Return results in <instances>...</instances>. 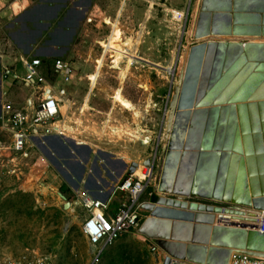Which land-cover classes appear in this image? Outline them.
<instances>
[{
	"label": "rangeland",
	"instance_id": "obj_1",
	"mask_svg": "<svg viewBox=\"0 0 264 264\" xmlns=\"http://www.w3.org/2000/svg\"><path fill=\"white\" fill-rule=\"evenodd\" d=\"M10 1L16 4L11 9L7 7L5 12L0 11V52L8 50V21L15 25L14 28L25 21L35 30L32 22L24 18L25 11L43 2ZM88 2L90 7L97 4L99 9L92 22L85 20L71 33L69 50L62 55L41 56L68 57L78 67L68 88V100L73 103L69 116L76 121V124L71 122L73 138L78 136L79 144H84V140L98 146L97 154L87 152L85 163L80 162L84 166L82 178L86 180L91 162L104 175V166L111 159L107 154L110 152L125 154L127 160L142 159L145 165L153 162L155 179L151 180L141 196L148 197V192H153L157 185L163 162L166 138L162 133L165 105L172 93L171 81L177 80L183 72L184 68L180 70L182 61L184 67L189 47L197 42L193 36L201 0ZM60 3L57 10L59 16L75 0ZM13 12L19 13L13 17ZM57 19H45L43 22L48 23L46 28L39 27L40 32H35L33 43L37 47L44 46L45 40L51 37L50 31L56 26ZM110 24L113 27L111 33ZM106 37L108 39L104 41ZM99 41L117 54L112 52L111 57L107 53L103 66L98 69L96 66L101 55ZM10 45L14 50L12 55L20 53L15 44L11 42ZM125 48L133 59L123 56ZM37 53L30 51L32 55ZM112 58H116V62H110ZM13 64L19 78L13 80L12 73L4 77L2 74L1 89L7 95L0 99V103L27 93L21 85L24 74L22 63L17 60ZM94 70L100 72L96 82V73H92ZM2 71L0 62V75ZM89 74L90 87L86 78ZM133 106L137 111L133 110ZM8 145V137L0 131V256L15 258L34 249L46 259L45 264H159L151 250L152 241L139 234L138 228L122 234L95 256L94 248L80 228L86 211L74 204L63 209L64 200L57 193L60 191L65 195L66 185L77 181L75 171L78 169L71 160L75 159L74 154L70 158L62 148L57 147V152L63 157L56 153L52 158L46 157V163L42 159L36 161L35 158L22 157L10 150ZM70 146L75 153L81 149V145L76 148L72 144ZM93 172L92 169L90 175ZM72 197L67 196L66 200L71 201Z\"/></svg>",
	"mask_w": 264,
	"mask_h": 264
},
{
	"label": "water",
	"instance_id": "obj_2",
	"mask_svg": "<svg viewBox=\"0 0 264 264\" xmlns=\"http://www.w3.org/2000/svg\"><path fill=\"white\" fill-rule=\"evenodd\" d=\"M251 3L264 0H201L197 42L171 81L156 199L142 203L148 215L137 231L172 264H229L233 251L264 256V232L254 227L264 212V15L262 25L244 15ZM231 213L251 218L232 221ZM190 229L194 238L179 235Z\"/></svg>",
	"mask_w": 264,
	"mask_h": 264
},
{
	"label": "built area",
	"instance_id": "obj_3",
	"mask_svg": "<svg viewBox=\"0 0 264 264\" xmlns=\"http://www.w3.org/2000/svg\"><path fill=\"white\" fill-rule=\"evenodd\" d=\"M86 20L87 22L91 21L90 18ZM103 21L107 23L105 19ZM112 28L111 25L110 33ZM108 37L104 41H107ZM100 47L99 58L103 62L107 53L112 57L111 51L105 52L101 44ZM18 60L24 68L21 85L27 93L14 100L7 99L0 103V131L8 137V148L22 157L35 158L36 161L42 159L43 162H46L47 158L43 149H49L47 146L50 142L49 137H60L66 139L68 143L73 141L76 145H85L87 141L83 140L85 144H78V136L76 139L72 137L74 131L72 132L71 122L76 124V121H73L69 116L73 103L68 100V88L78 69L75 62L65 57L48 58L39 55L20 56ZM110 62H114V59H110ZM2 68L1 88L3 86L2 74L4 77L12 73L13 80L19 78L14 64L9 67L2 66ZM94 72L95 70L92 73ZM99 73L96 75L95 82L99 78ZM89 76L90 74L86 78L90 87ZM6 95V91L1 89V98ZM94 150L92 149L93 152ZM71 152L77 156L73 150ZM128 166L112 184V191L104 200L93 198L88 194L79 199L78 205L86 211L80 225L81 232L85 235L90 246L94 248L95 256L100 255L104 248L113 244L122 234L137 229L143 219L145 211L142 209V203L144 202L139 199L151 180L155 179L154 163L146 165L142 163L139 172L137 171L140 167L139 162L132 172L127 170ZM117 193L119 194L118 201H116L115 207L111 208V200ZM152 193L149 192V196ZM254 227L264 232V212L258 216ZM151 250L153 255H158L157 262L159 264H172V259L166 256L154 243L151 245ZM45 263L46 259L34 249L15 258L6 255L0 256V264ZM229 264H264V256L233 251L229 258Z\"/></svg>",
	"mask_w": 264,
	"mask_h": 264
},
{
	"label": "crops",
	"instance_id": "obj_4",
	"mask_svg": "<svg viewBox=\"0 0 264 264\" xmlns=\"http://www.w3.org/2000/svg\"><path fill=\"white\" fill-rule=\"evenodd\" d=\"M63 0H43L41 3H37L32 8H30L27 11H30V18L26 19V21H31L32 25L36 27V29H31L30 26L24 21L20 24L18 28H14V24L11 21H8V35H10V41L15 44V47L17 46L20 48L18 50L20 53H14L13 55L11 53L14 52L12 47H10V41L8 45L7 52H0V62L2 63V66L9 67L11 64L16 62L20 56H28L32 55L30 54V51H38L37 55H62L66 51L69 50L68 44L69 39L71 36V33L76 29L78 26H82L84 24V21L87 18H90L92 22L96 16V10L99 9L97 4L92 5V7L89 6L88 0H75V3L68 6L66 9V12L62 15H58L57 10L61 6V3ZM240 1H263V0H240ZM15 1L10 0H0V11L5 12L8 8H12L15 5ZM125 4V3H124ZM97 7V8H95ZM264 7L260 4H253L251 3L245 11L242 13L244 15H257L259 21V25H262V16L264 15ZM0 12V13H1ZM40 12L43 14L41 15ZM19 12H13L11 13L14 16L18 15ZM56 17V26L50 31V38L45 40L44 46L37 47V44H34V35L35 32H40L39 27L46 28L47 22H43L45 19ZM8 20H10V16H8ZM113 21V20H112ZM87 22V20H86ZM251 25V24H247ZM253 26H257L252 24ZM40 28V30H41ZM40 35V34H39ZM10 50L12 52H10ZM9 52V53H8ZM29 53V54H27ZM67 54V53H66ZM57 57V56H55ZM63 57V56H58ZM68 58V57H65ZM7 64V65H5ZM49 144L47 145L49 149L44 148V152L46 154V157L52 158L54 155L59 154L58 148H62L64 152H66V155L71 158L73 156L71 150V144L73 147L76 148V144L69 142L67 145V140L62 139L60 137H49ZM86 143V144H85ZM85 145H81V149L77 150L76 154L74 155V160L71 158L74 166L78 169V171L81 170V163H85V160L87 158V149L85 150L86 146L89 147L92 151L94 149V153L97 154L98 151L96 147L90 144L88 141L85 142ZM88 143V145H87ZM79 144V143H78ZM83 144V143H82ZM83 146V148H82ZM58 147V148H57ZM71 148V149H70ZM99 150V149H98ZM90 151V152H91ZM104 151V149H103ZM111 156V159L108 161L106 166H104L105 174L102 175L99 171V169L93 165V162L89 164V169L86 173V180L83 178L79 180L77 178V181H74L73 184L66 185V194L65 197L72 195V200L69 201L70 205H78L79 199L85 195L88 194L93 198L97 199H105L112 191V184L116 182V180L124 173L126 166L130 164V162H139V169H141L142 163L145 162L144 160H136V159H130L127 160V157L125 154H117V153H109ZM61 157H63L62 153L59 154ZM105 160L103 161V163ZM125 163V166H123ZM94 170L93 175H90L92 173V169ZM77 171V172H78ZM77 175V174H76ZM60 187H64L60 185ZM152 192V191H150ZM62 193V192H61ZM118 193L112 198L111 200V208L115 207ZM143 195V194H142ZM141 202L151 201L149 192L148 197H140L139 199ZM148 215V213L144 212L143 218H145ZM185 231L182 230V233L179 232L180 236L186 237V235H191L194 238V235L196 234L191 229L184 233ZM183 234V235H182ZM187 243V242H186ZM153 244V243H152ZM154 256V255H153ZM156 261V260H155ZM189 264H195V263H189Z\"/></svg>",
	"mask_w": 264,
	"mask_h": 264
},
{
	"label": "bare ground",
	"instance_id": "obj_5",
	"mask_svg": "<svg viewBox=\"0 0 264 264\" xmlns=\"http://www.w3.org/2000/svg\"><path fill=\"white\" fill-rule=\"evenodd\" d=\"M194 34H195V30H194ZM220 37H225V36H220ZM196 38H198V39H201V38H205V36H201V37H196ZM100 44H101V42H100ZM114 44H117V43H114ZM102 45V44H101ZM103 47H104V51L106 52L107 50H109V49H107L104 45H102ZM109 51H111V52H114L115 54H117L114 50H109ZM123 56L124 57H127V58H130V59H133L132 57H133V55L131 56V54H129L128 53V51H127V49L125 48L124 50H123ZM117 58V57H116ZM114 59V62H116V60L117 59ZM184 60V59H183ZM183 62V64H182V66L180 67V70H182L184 67H183V65H184V61H182ZM102 63H103V60L101 59V58H99V60H98V64H97V68L99 69V67L102 65ZM96 73V75L99 73V71H97V72H95ZM133 108V110H136L137 108L135 107V106H133L132 107ZM137 111V110H136ZM137 113V112H136ZM72 137H73V135H72ZM76 139V138H75ZM77 143H78V140H77ZM139 167H138V172H139ZM43 185H45V184H43ZM261 214L262 213H260V216H261ZM244 217V218H243ZM245 217H247V218H245ZM248 217L249 218H251V216H248V215H245V214H243V215H241L240 213H231V215H230V220H232V221H239V222H241V221H246L247 219H248ZM221 223H223V222H221Z\"/></svg>",
	"mask_w": 264,
	"mask_h": 264
},
{
	"label": "flooded vegetation",
	"instance_id": "obj_6",
	"mask_svg": "<svg viewBox=\"0 0 264 264\" xmlns=\"http://www.w3.org/2000/svg\"><path fill=\"white\" fill-rule=\"evenodd\" d=\"M30 14H31L30 11H25L24 18H25V19L30 18V17H31ZM40 14L43 15L41 12H40Z\"/></svg>",
	"mask_w": 264,
	"mask_h": 264
},
{
	"label": "trees",
	"instance_id": "obj_7",
	"mask_svg": "<svg viewBox=\"0 0 264 264\" xmlns=\"http://www.w3.org/2000/svg\"><path fill=\"white\" fill-rule=\"evenodd\" d=\"M151 198H152V199H151ZM150 199H151L152 201H155V199H156V195H155L154 193H152L151 196H150Z\"/></svg>",
	"mask_w": 264,
	"mask_h": 264
}]
</instances>
